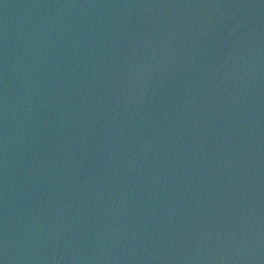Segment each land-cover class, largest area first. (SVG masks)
<instances>
[{
	"label": "water",
	"instance_id": "1",
	"mask_svg": "<svg viewBox=\"0 0 264 264\" xmlns=\"http://www.w3.org/2000/svg\"><path fill=\"white\" fill-rule=\"evenodd\" d=\"M0 264H264V0H0Z\"/></svg>",
	"mask_w": 264,
	"mask_h": 264
}]
</instances>
